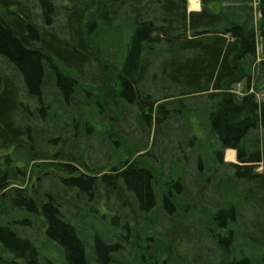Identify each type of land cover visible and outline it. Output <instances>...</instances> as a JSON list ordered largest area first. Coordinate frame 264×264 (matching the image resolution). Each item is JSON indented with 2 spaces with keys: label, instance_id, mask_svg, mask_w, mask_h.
Listing matches in <instances>:
<instances>
[{
  "label": "trees",
  "instance_id": "16d2710c",
  "mask_svg": "<svg viewBox=\"0 0 264 264\" xmlns=\"http://www.w3.org/2000/svg\"><path fill=\"white\" fill-rule=\"evenodd\" d=\"M200 2L199 12H187V0H34L39 26L28 0H0V264H43L28 229L61 249L66 264H88L78 227L88 211L113 212L112 231L155 235L167 263L264 264V102L256 99L264 90V0ZM58 12L63 24L56 30ZM124 39L122 60L108 61L111 43ZM87 67L98 70L94 79L82 76ZM154 71L164 92L158 100L150 91L160 90L149 81ZM87 92L95 94L93 103L78 102ZM125 106L135 109L137 125L145 119L139 129L145 138L153 123L156 136L173 119L205 117L219 144L216 171L203 181L200 164L191 179L201 193L212 182L216 204L201 196L183 200L180 181L159 195L147 153L119 160L106 173L107 164L91 163L87 143L67 150L74 138L90 137L87 109L102 116ZM227 150L235 151L236 163H224ZM220 167L227 169L224 178ZM64 204L76 214L64 213ZM204 205L209 222L188 223L199 234L191 235L182 214ZM119 237L121 243L110 244L92 236L95 262L105 264L122 250L127 237ZM207 240L212 249L203 252Z\"/></svg>",
  "mask_w": 264,
  "mask_h": 264
},
{
  "label": "rangeland",
  "instance_id": "374dc122",
  "mask_svg": "<svg viewBox=\"0 0 264 264\" xmlns=\"http://www.w3.org/2000/svg\"><path fill=\"white\" fill-rule=\"evenodd\" d=\"M28 3H29L28 5L29 10L33 12V16L36 23L39 26H42V22L40 19V12L39 10L36 9L37 7L34 3V0H28ZM189 4L190 2L187 3L186 6L187 11L195 12L197 8H191ZM55 21L56 22L54 23V27L56 30H58L59 28H61L63 24L62 23L63 18L60 12L57 13V18ZM125 43H127L126 39H124V41H122L119 46H117V42L111 43V47H113L112 48L113 55L112 57L108 58V61L111 60L114 61L115 59L122 60L124 54L123 44ZM157 65L160 66V63H156V66ZM3 68L5 67L2 66V69ZM153 70H155V68ZM156 73L158 76L156 79H154L153 76ZM97 74H98V70L96 71L92 67H87L83 69L82 76L86 79L89 78L94 79L92 77H96ZM149 81L157 85L158 88L160 89L157 91L150 90L153 98L154 99L157 98L156 100H158L159 98H163L162 95L164 94V92H162L161 88L159 87V84L161 82L160 71L157 72L154 71L153 75L149 78ZM153 87L154 86H151V88ZM235 91H237V93H240L241 86L240 85L235 86ZM84 99H87L89 103L90 101L93 103V101L95 100V94L94 93L91 94L87 92L86 96L84 94H81L79 95V97H77L78 102H80L81 104L84 103ZM256 99L258 102H264V90L261 91L259 94H257ZM174 108L181 111V107L179 105L174 106ZM198 110L203 111L201 113H204L203 108L198 107ZM186 111H188V108L183 109V112ZM86 113L87 114H85V116L90 117L91 124L93 126L92 130L90 129L91 130V132L89 133L90 137L87 138V140L83 139L82 137L74 138L75 139L74 142L68 146L67 149L68 151L70 149H72V151H76L75 148L77 146H80L81 148H85L87 143L88 149H86V152L90 157L91 163L97 167H102L107 164L108 167L105 171L106 173H108L112 165L115 164V162L118 163L119 160L132 162L136 157L147 153L148 156L145 157V160H148L147 162L149 163V165H152L153 167L152 172L155 175V179H156L155 188L159 195L167 193L168 191L167 184L169 182L179 183L180 181L177 187L184 189V193L181 196L183 200L191 199L194 201H198L201 196V199L204 202L206 200L210 206H212V204H216L215 201H212L213 199H215L213 194L209 193L212 182L206 185L207 188L205 187V189H203V193H201V190L199 188H195L194 186H192L191 175L196 176L197 174H199L198 166L200 164L203 167V170L200 172L204 171L205 173V177L202 176L203 181H205L206 178L211 175V173L216 171V165H215L217 158L216 155H217V151L219 150L218 141L214 137V135L211 134L207 129L205 117L202 114H198V115L196 114L197 116H194L192 113L188 115L189 117L186 119V121L185 120L181 121L178 119H176L175 121V119H173L169 124L163 123L159 126V133H157L156 136L154 132L156 131V129L154 128V123H153L151 127V136L145 138V136H143L142 132L140 131L143 129L140 125L146 127V121L145 119H143L142 122L138 120L137 121L138 125H137L135 120L136 111L131 106H125L124 109L122 108L119 109V114L108 113L100 116L95 112H92L90 109L89 110L87 109ZM183 115H185V113ZM182 126L184 127V129L182 128ZM59 127L61 131H65L67 129V126L63 125L61 121L59 123ZM94 129H96V132H94ZM194 138L196 139L195 141L192 140ZM112 140L116 141V143L113 142L112 144ZM138 147L139 149H143L140 153H136V148ZM235 157H236V153L234 151L228 150L223 152L224 163H235L236 162ZM151 158H156V163H154ZM180 163L183 164V168L186 171L185 170L182 171L179 168ZM226 170L227 169L225 167H220L218 169L220 178H224L222 177V175L227 173ZM43 182H41V184ZM46 184L52 185L51 181H49V183ZM46 184H45V188H44V184H42L43 185L42 190L45 191L48 190V188H46ZM163 184H166V186L164 187ZM224 186H226V184H220L219 188L221 189ZM177 192L178 191L175 190V193ZM178 201L181 204H185V202L182 200H178ZM72 203L79 207H82L83 204L80 201H74ZM113 204L110 203L112 207ZM64 205H65L63 208V210H65L64 213L68 215L76 214L75 213L76 210H74L73 207L67 204ZM203 207L204 209L202 207H198V208L196 207V209L193 207V209L191 208L189 209V213L182 214V216H185L184 217L185 220L183 221L185 227L188 225V223L192 224L191 221L193 220L195 221V219L203 223L209 222L208 215L210 214V212L208 211V209L206 210L207 207L206 205H204ZM211 208L212 207H210L209 210ZM99 211L104 212L103 209H99ZM203 211H205V213ZM110 215L114 216V213L106 212L105 214L102 213L95 215L92 214V212L88 211L85 212V215H83L84 217H82L83 220L82 221L80 220V223L78 224L81 239L84 245L86 246L88 264H99L95 262L91 252V246L93 242L92 236L94 234L100 236L106 242H110V244H115L117 241L119 242L120 235H122L123 238L124 236L127 237V240H125V238L123 239L124 243L122 250L114 254V256L111 257L112 259L108 258V261L105 264H173L174 263V259H173V263L166 262L168 260V252L164 248V246H161L159 238L155 237V235L144 236L142 234V230H143L142 229L141 231L138 232L139 235L135 239L134 237L136 236L135 234L134 236H132L131 235L132 233L126 231L125 233L122 231L120 227L115 229V231H112L110 229V226H108ZM246 215L249 216V214ZM188 227L189 229H187V231H189L191 235L193 234L194 236H196L197 232L195 231L197 230L191 227V225H188ZM141 228L142 227L140 223V229ZM28 230L31 231L30 229ZM29 231L27 233L28 237L36 245L39 252V256L43 264H47V262H50L51 264H66L64 252L61 249H59L54 243H49L47 242V240H44V237L41 234L40 230L35 232L34 234L30 233ZM197 235L199 234L197 233ZM174 236L175 234L173 235V237ZM148 237L152 238L154 242H152L151 244L149 242H145ZM164 237L168 238V236L166 235H163V238ZM128 241L130 244L127 245ZM167 241H163V242L166 243ZM203 247L201 248V250L203 252L204 251L208 252V250L212 249L211 241L207 240ZM190 249L192 252L196 251L193 250V246H191ZM203 257L204 256H202V258ZM180 261L184 263L182 259H180ZM186 261H189L188 257L186 258ZM174 264H176V260Z\"/></svg>",
  "mask_w": 264,
  "mask_h": 264
},
{
  "label": "bare ground",
  "instance_id": "6f19581e",
  "mask_svg": "<svg viewBox=\"0 0 264 264\" xmlns=\"http://www.w3.org/2000/svg\"><path fill=\"white\" fill-rule=\"evenodd\" d=\"M189 5L191 8H198V2L196 0L190 1Z\"/></svg>",
  "mask_w": 264,
  "mask_h": 264
},
{
  "label": "crops",
  "instance_id": "0c3cea01",
  "mask_svg": "<svg viewBox=\"0 0 264 264\" xmlns=\"http://www.w3.org/2000/svg\"><path fill=\"white\" fill-rule=\"evenodd\" d=\"M196 11H199V8Z\"/></svg>",
  "mask_w": 264,
  "mask_h": 264
}]
</instances>
